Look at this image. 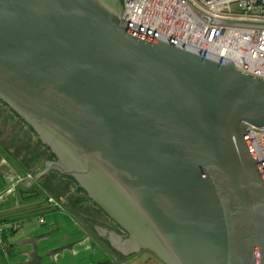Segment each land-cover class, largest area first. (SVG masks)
Here are the masks:
<instances>
[{
	"label": "water",
	"instance_id": "95a60500",
	"mask_svg": "<svg viewBox=\"0 0 264 264\" xmlns=\"http://www.w3.org/2000/svg\"><path fill=\"white\" fill-rule=\"evenodd\" d=\"M0 101L55 156L36 180L76 177L128 247L162 264H264L247 135L264 128V80L129 31L112 0H0Z\"/></svg>",
	"mask_w": 264,
	"mask_h": 264
},
{
	"label": "built area",
	"instance_id": "2783aa9c",
	"mask_svg": "<svg viewBox=\"0 0 264 264\" xmlns=\"http://www.w3.org/2000/svg\"><path fill=\"white\" fill-rule=\"evenodd\" d=\"M120 3V24L129 31L264 80V0H120ZM247 135L264 173V128L248 126ZM25 178L31 179L27 174L19 181ZM8 191H0V199ZM47 202L60 209L52 198ZM20 225L9 226L15 230ZM4 227L0 225V236Z\"/></svg>",
	"mask_w": 264,
	"mask_h": 264
},
{
	"label": "rangeland",
	"instance_id": "374dc122",
	"mask_svg": "<svg viewBox=\"0 0 264 264\" xmlns=\"http://www.w3.org/2000/svg\"><path fill=\"white\" fill-rule=\"evenodd\" d=\"M0 103L2 102L0 101ZM12 117L13 116L11 115L10 118L7 117L5 119V115H4L0 119V139L5 144L8 145H13L14 143L12 139L9 137L8 134L9 128L10 129H21V127L24 128L23 123H18V122L16 123V120ZM7 121H9V124H7ZM32 132L33 133H31L30 139L32 140V142H35L36 138L34 137V135L36 136V134L33 130ZM37 141L38 143L43 144L42 141H40L38 138ZM26 150H28V148H26L25 151ZM33 153H35L36 155H38V153H41V149L40 147L38 149V145L35 146V149L31 148L27 155H25L26 153L21 151L16 152V155L22 157L23 159L21 160L20 158L19 159L20 161L18 162L20 163L23 162L24 164L27 165V167L26 166L21 167L20 172L32 171V170L37 172L42 168L41 164L37 166L36 170L34 169L35 168L34 165L31 166L28 165L30 164V162L34 161V159H30V156H32ZM1 156L3 155H0V158ZM53 161L54 158L51 159V162ZM32 164H34V162ZM30 167L32 168V170L30 169ZM0 170H2V168ZM7 170L9 169L5 168L4 172H6ZM46 175L40 178L42 180H36V178L34 179L32 183L34 188L33 191H35L38 194L35 197L29 198L26 197L29 195H26L23 198H21L18 191L13 192L11 194H5L3 198L0 200V211L3 213L0 214V216L7 219L9 223L23 222L24 227H27L31 235H36L37 238L42 236L49 237L50 235L49 238L47 237L48 238L47 240L48 242H53L55 238H58L60 236H62V238L63 237L66 238L68 236L67 234L68 232H70V234H75V232H77V229L83 231L81 222L86 221L85 216L77 212L71 214L70 212L64 209L57 211V209L54 207L53 204H48L47 202L48 198H52V200L55 202L58 203L61 202L63 204H66L64 201L67 200L71 202H78L79 205L84 206L86 210L85 212L86 216L91 218H96L95 223L99 222V225L101 224L102 227L109 225L108 228L113 229L115 233L120 235L121 233L120 229H118L115 223L111 219L106 217L104 211L102 209H99L100 207L96 206L95 204L94 206H92L91 202L93 201L89 198L88 195H85L83 191L78 189L77 185H75V183L71 179L61 177L55 173H50L48 175L51 181L50 182L49 180H47L48 177L44 178L46 177ZM55 185L56 187L54 189ZM6 190H7V185L3 182L2 191L5 192ZM24 190L25 189H23V191ZM49 193H52L50 197L48 196ZM60 199H63L64 201H60ZM96 212H97V217H95ZM87 222L88 221H86V223ZM86 226L90 228L92 231L93 228L96 227L92 223H87ZM4 231H6L5 232L6 235V233H8L7 232L8 230L5 229ZM105 244L108 245L106 242ZM67 246H70V244L69 245L67 244L65 247ZM14 250H16V248ZM3 253L4 251L2 249V246H0V258L3 257ZM142 253H143L142 248H139L137 251L130 254L126 258L121 259L123 260L121 263L162 264L161 261H159L158 259L156 260L153 257V255H151L150 253H143V254ZM104 259H105V255L100 248L89 249V244L86 243L84 244V246H80L73 251L67 249L65 250V254L63 256L57 255L55 258L53 257L50 260L44 261L43 264H79V263L85 264L88 262H95L96 264V263H102L100 261H103ZM18 261H20V259L15 255L11 260L8 261V264H16L18 263ZM121 263L117 262L116 259H114L113 262L110 261V264H121ZM2 264H7V261L3 260Z\"/></svg>",
	"mask_w": 264,
	"mask_h": 264
},
{
	"label": "crops",
	"instance_id": "0c3cea01",
	"mask_svg": "<svg viewBox=\"0 0 264 264\" xmlns=\"http://www.w3.org/2000/svg\"><path fill=\"white\" fill-rule=\"evenodd\" d=\"M4 115H5V119L7 117L10 118L12 115L13 116L12 118H14L16 120V123L17 122L22 123L21 121H19V118L17 117V115L13 114L11 110H9L6 106H4L2 103H0V119ZM7 124H9V121H7ZM23 126H24V128L21 127V129H10L9 128L8 134H9V137L14 142L13 145L5 144L0 139V155H3L6 158L8 157L12 161L11 163L13 165H15L14 167L18 171H20L21 167H24V166L27 167V165L24 164L23 162H21V163L18 162V161H20L19 160L20 158H21V160H23V159H22V157L17 156L16 152L21 151V152L26 153L25 155H27L31 148L35 149V146L38 145V149L40 147L41 153H38V155L33 153V155L30 156V159H34V161H32V162H30V164H28L30 166L34 165L35 170H36L37 166H39L40 164L42 165V168L39 171H37V172L34 171V174L36 173L35 177H37L38 174L44 170L43 165L47 161L46 160L47 157H49L50 160L52 159V157L50 155V152L46 149L47 147L44 144L38 143L37 136L34 135V137L36 138V141L32 142V140L30 139V135H31V133H33L32 129H30L29 127L24 125V123H23ZM26 148H28V150L25 151ZM32 151H34V150H32ZM33 162H34V164H32ZM30 169H31V167H30ZM24 172H26V171H23V173ZM43 176H45V175H43ZM39 180H42V179H39ZM0 181H1L0 182V190H1L3 187V182H2L1 177H0ZM31 183H33V182H31ZM55 187H56V185H55ZM30 189H33V184H32ZM50 195H52V193H50ZM22 196L20 195L21 198H22ZM61 200H63V199H60V201ZM67 211L70 212L71 214L73 212V210L71 208L68 209V207H67ZM0 214H3V213L0 211ZM84 216L87 218H90V219L86 218L88 223H92L93 225L96 226L93 228V231L91 230L93 234L91 232H89L90 233L89 234V233H86L85 231H80L77 229V232H75V234H70V232H68L67 233L68 236L66 238L65 237L62 238V236H60L58 238H55L53 242H48V240H47L50 237V235H49V237L45 236L43 239L40 238V240L35 241L34 239L36 238V235H31V233L29 232L27 227H24L23 222H20L21 225L19 226V228H22V229L17 228L16 231L11 230L10 227L7 226L5 229L8 230L7 231L8 233H6V235H5L6 231H4V234H3V241H4V245L6 246L5 250L7 252L6 253L4 252L3 257L0 258V264H2L3 260H6L7 264H8V261L11 260L15 255L20 259V261H18V263H16V264H31V260L33 259L31 253L33 251L34 246L36 247V254L39 258H41V263L43 264L44 261L48 260L45 258V254L48 251H53V250L56 251L57 249L64 248V250L62 252H58L57 254H55L53 256L55 258L57 255L63 256L65 254V250H67V249H69L70 251H73L80 246H84V244H86V243L89 244V249L100 248L105 255V259L103 261L104 262L107 261V262H109L108 264H110L111 257H110V254H108L109 251H107L104 248V245L106 246V244H105V242H106L108 244L107 247H109L111 245V243H113V241L116 239L115 236L118 234L115 233L113 229L108 228L109 225L102 227L101 224L99 225V222L95 223L96 218H91V217H88L86 215H84ZM95 217H97V212L95 213ZM3 221L8 222L7 219L0 216V222H3ZM14 223H16V222H14ZM82 229H83V226H82ZM79 237L83 238V242L79 241ZM32 241H35V242L32 243ZM67 244L68 245L70 244V246L65 247ZM3 248L4 247H3V242H2V249ZM15 248H16V250H14ZM107 256H109L110 259H108ZM79 264H82V263H79ZM85 264H95V262H88ZM121 264H125V263H121Z\"/></svg>",
	"mask_w": 264,
	"mask_h": 264
},
{
	"label": "flooded vegetation",
	"instance_id": "af4514ba",
	"mask_svg": "<svg viewBox=\"0 0 264 264\" xmlns=\"http://www.w3.org/2000/svg\"><path fill=\"white\" fill-rule=\"evenodd\" d=\"M114 3H116L117 5H119V7L121 6V3H120V0H112ZM3 104V103H2ZM9 109V108H8ZM10 110V109H9ZM18 117V116H17ZM19 118V117H18ZM19 121H21L22 123H24L20 118H19ZM25 124V123H24ZM31 129V128H30ZM52 155V154H51ZM54 157V161H55V156H53ZM47 161L45 162V164L43 165V168H44V166L47 164V163H50L51 162V160L49 159V157H47V159H46ZM12 161L7 157H4V156H1V158H0V169L2 168V170H0V177H1V179L3 180V182L7 185V190H9L8 191V193H5V194H11V193H13V192H19V194L22 196V198L24 197V196H26V195H29V196H26V197H29V198H32V197H35V196H37L38 194L35 192V191H33V189H30V188H28V189H26V188H23L22 187V185L23 184H28L29 182L31 183V182H33L34 181V179L36 178L35 176V174H34V171H26V172H24L23 174H22V172H20V171H18L14 166L15 165H13L12 163H11ZM60 163H62V161L60 160L59 161V164ZM63 164V163H62ZM9 169V170H7L6 172H4V169ZM32 169V168H31ZM43 170V169H42ZM50 173H55V174H57V175H59V176H61V177H64V178H69V179H71L74 183H75V185H77V188L78 189H80L81 191H83V193L85 194V195H89L88 193V190L86 189V188H84V187H82V185L81 184H79V181H78V179L76 178V177H69V176H64V175H60V173H58V172H56V171H50L49 172V174ZM27 174H29L30 175V177H31V179H28V178H25V180H23V181H19V179H20V177L21 176H26ZM49 174H47L46 175V177L45 178H47L48 177V175ZM44 179V178H43ZM61 179H63V178H61ZM47 180H49L50 181V179H49V177L47 178ZM83 181L86 183V184H88L89 182L88 181H86V180H84L83 179ZM51 182V181H50ZM29 183V184H30ZM21 188H22V190H21ZM23 189H25L24 191H23ZM54 189H55V186H54ZM93 189H96L95 187H93ZM0 191H2V189L0 190ZM28 193V194H27ZM48 196L50 197V193L48 194ZM90 197V196H89ZM2 199V198H1ZM0 199V200H1ZM91 199V198H90ZM61 201H64V200H61ZM66 204H63V203H61V202H55L57 205H59L60 206V209H58L57 207H55L56 209H57V211H59V210H62V209H64V210H67V207H68V209L69 208H71L72 210H73V212H72V214L73 213H81L83 216L85 215V212H86V210H85V208H84V206H81V205H79V203L78 202H71V201H67V200H65L64 201ZM92 203V206H94V202H91ZM49 204V203H48ZM81 204V203H80ZM96 205V204H95ZM96 206H98V205H96ZM99 209H101V208H99ZM105 213V212H104ZM105 215H106V217H108L109 219H110V217L105 213ZM85 218H87V217H85ZM87 219H90V218H87ZM112 220V219H111ZM87 221V220H86ZM86 221L85 222H81V225L83 226V231H85L86 233H89V232H91L92 233V231H91V229L90 228H88L87 226H86V224L88 223H86ZM113 222H114V220H112ZM14 222H12V223H9V222H5V221H3V222H0V225L2 226V225H6V227L7 226H9V225H11V224H13ZM115 223V225L118 227V229H120V235H116L115 236V240L113 241V243H111V245L109 246V247H107V245L105 246L104 245V248L107 250V251H109V253L108 254H110V257H111V259L109 258V256H107L108 257V259H110V261H114V259H116V261L117 262H122L123 260H121V259H123V258H126L127 256H129L130 254H132V253H134L135 251H137L139 248H142V250H143V253H150L151 255H153L151 252H149V251H147L148 249L147 248H144L143 247V245H139L140 244V242L138 241V245H136V246H138V247H136V248H133V247H128V245L126 244V242L128 241L127 239H128V234H127V232L125 231V230H123L119 225H117L116 224V222H114ZM6 227H4L3 229H2V233H1V236H0V240L3 242V250H4V252L6 253L7 251L5 250V248H6V246L4 245V241H3V234H4V230H5V228ZM10 227V226H9ZM10 229L11 230H13V231H16V229L14 230V229H12L11 227H10ZM90 234V233H89ZM93 234V233H92ZM79 241L80 242H83V238L82 237H79ZM1 246H2V243L0 244ZM145 246V245H144ZM142 253V254H143ZM153 257L157 260V257L156 256H154L153 255ZM100 262H102V263H98V264H104L105 262H103V261H100Z\"/></svg>",
	"mask_w": 264,
	"mask_h": 264
},
{
	"label": "trees",
	"instance_id": "16d2710c",
	"mask_svg": "<svg viewBox=\"0 0 264 264\" xmlns=\"http://www.w3.org/2000/svg\"><path fill=\"white\" fill-rule=\"evenodd\" d=\"M46 149H47V148H46ZM47 150H48V149H47ZM48 151H49V150H48ZM50 155H51V153H50ZM51 157L54 158V157H53V154L51 155ZM35 174H36V173H35Z\"/></svg>",
	"mask_w": 264,
	"mask_h": 264
}]
</instances>
